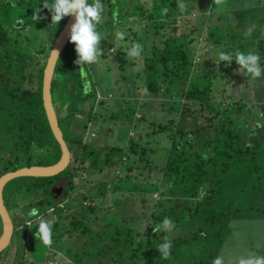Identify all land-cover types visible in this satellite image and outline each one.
I'll return each mask as SVG.
<instances>
[{
  "label": "trees",
  "instance_id": "16d2710c",
  "mask_svg": "<svg viewBox=\"0 0 264 264\" xmlns=\"http://www.w3.org/2000/svg\"><path fill=\"white\" fill-rule=\"evenodd\" d=\"M123 1L102 0V3L108 6L107 11L112 7L111 14L117 22L125 17L132 24H143L142 35L135 40H140L143 51L147 52L141 53V69L136 77L142 78V85L151 96H179L182 99L178 122L171 119L166 125H154L155 133L165 132L170 140L165 160L158 166L163 182L151 178L140 185L132 181L135 176L130 179L131 182L129 177L123 179L117 176L112 185L102 183L98 194L105 198L109 193L114 204L110 206L105 202L102 216L98 214L93 197L75 191V171L78 169L101 172L105 167L115 166L131 173L136 169L135 164L144 161L146 149L134 138L130 139L128 147L108 149L83 142L88 121L98 118L92 115L97 88L87 86V82L93 81L88 64L83 65L85 74L82 75L74 63L77 59L75 45L68 42L55 67L51 95L63 138L74 146V158L70 159L68 168L55 177H23L8 182L3 189L5 207L8 212L13 210L16 205L14 193H18L35 201L30 209H39L40 215L53 208V214L60 218L63 209L58 207V202H54L50 188L57 179L66 176V191L74 192L73 201L66 206V211H71L70 215L72 213L71 222L64 231H60V226L58 228L59 223L53 222L52 249L66 257L69 264H83L84 260H88V264H212L225 242L231 221L264 216V123L254 130L248 124L249 117L240 120L246 103L231 100L230 92L226 93L228 86L239 82L236 52L247 54L256 50L259 64L264 65V39H246L245 44H241L236 28L226 27L224 30L222 26H215L207 29L204 47L208 48L207 52L212 50L215 57L206 63L213 62L216 66H206L205 70L190 77L195 64L192 49L186 36L177 34L175 26L180 0H153L149 8L152 14L148 18L145 17L149 14L142 0H137L141 3L135 4L129 2L128 5ZM45 3H52V0H0V177L24 167L51 166L61 158V150L53 138L43 109L41 89L50 49L68 16L58 24L51 23V13L43 7ZM37 8L41 19L34 22L32 16ZM160 8L162 10L157 13ZM212 8H216V4ZM255 11L260 12L258 9ZM251 12L253 10L250 9L239 11L238 18ZM135 13L139 23L134 22ZM168 31L170 33H166ZM151 32L161 35L162 48L155 44L146 47L145 42L152 41ZM42 35H45L46 41L41 39ZM241 36L244 40V35ZM111 47L108 45V50L101 47L103 54L99 59H103ZM219 51L232 55L231 64L219 61ZM125 66L121 63L119 67L124 71ZM258 81V89L264 99V78L260 77ZM219 87L222 88L220 94ZM87 102L90 105L85 107ZM57 107L63 109L64 114H59ZM199 119L207 125L203 126ZM190 121L193 125L187 124ZM197 121L200 125L196 124ZM79 128L80 132L77 131ZM246 131L252 138L247 137L243 141L242 138L248 135ZM79 148L82 155L76 153ZM132 158L136 160L131 162ZM73 162L77 164L74 169L71 168ZM126 182L129 183L127 189ZM162 185L169 186L170 196L161 192L149 217L142 211L141 217L147 226L143 233L135 230L133 234L134 228L136 225L139 228L141 222L126 228L116 221L119 216L117 194L139 192L145 203L159 192ZM6 187L10 195L14 194L8 205L4 198ZM74 200H86L85 209L89 214L79 216L76 210L73 211L70 205ZM165 217L173 221L174 228L157 231ZM16 221L21 229L14 231V236L23 239L27 219L17 216ZM37 226L38 223L35 228ZM35 231L33 229V236ZM67 233L73 235L85 249H78L72 255L67 247L58 248L57 240ZM165 237L172 242L168 258L158 251ZM38 242L40 240L36 239L34 244Z\"/></svg>",
  "mask_w": 264,
  "mask_h": 264
},
{
  "label": "rangeland",
  "instance_id": "374dc122",
  "mask_svg": "<svg viewBox=\"0 0 264 264\" xmlns=\"http://www.w3.org/2000/svg\"><path fill=\"white\" fill-rule=\"evenodd\" d=\"M139 1L124 0L123 2L128 5L129 2L133 4L141 3ZM142 1L144 4L143 7L146 8L149 14H146L145 17L148 18L152 14V10L149 8L152 7L154 1ZM213 4H216V8H212ZM107 9L108 6H105L103 20L98 25V31L103 38L100 41V47H104V50H108V45L112 47L103 59L88 64L90 76L93 81L90 80L86 84L90 88L93 85L97 88L95 90L97 94L96 101L92 107V115L98 116V118L97 120L93 118L88 121L87 129L84 130L85 134H83V142L91 143L94 147L101 146L108 149L115 146L128 147L130 139L134 138L135 141L138 140L140 142V145L143 146L144 150L146 149V152L144 154V161L137 164L134 163L136 169L131 173H127L126 170L115 166L111 168L105 167L101 172L96 169L85 171L78 169L75 171V191L85 192L87 195L93 197L95 206L99 209L98 214L100 216L104 213L102 206L105 205V202L106 205L110 204V206H114L109 193H107L105 198L98 194V187L102 183L112 185L116 181L117 176H121L122 178L129 177L128 181L130 182V179L135 176L132 181L140 185L151 178L163 182L158 166H161L165 160V152L166 148L170 145V140L167 139L165 132L161 134L155 133V126L166 125L169 121H172L171 119H176L178 122V111L182 103V99L179 96H176V98H168L166 96L157 98L145 91L142 85V78L136 77V74L141 69L140 62L142 61V57L140 55V57L133 58L127 55V50L131 46L133 39V42H138L142 45L141 41L135 40V38L141 37L143 24L139 23L136 13L134 15V22L139 24H132L125 17H122L121 21L117 22L111 14L112 7L108 11ZM249 9L253 10L251 14L238 18L239 11L244 12L249 11ZM256 9L260 10V12L255 11ZM161 10L162 8L157 9L156 12L158 13ZM233 11L236 13H233ZM177 12L178 16L175 21V26H177L178 30L177 34L186 36V40L189 41L188 45L190 44V49H192L191 55L195 63L193 68L194 72L190 77L205 70L206 66L211 65L212 67L215 65L213 62L206 63V61L211 58L214 59L213 57H215V53L212 50L207 52L208 48L204 47L207 29L215 26H222L224 30H226V27L236 28L241 38L238 35H235V37L242 39L240 40L241 44H245L246 39L254 40L255 38L257 41L264 39V0H180L178 2ZM248 29H251V32L245 35ZM118 31H124L126 33L123 41L116 37ZM170 32L168 31L166 33ZM251 33H254V35ZM242 34L244 35V40L241 36ZM151 35L152 37L150 38L152 41H146V47L155 44L158 48H162L163 38H161V35H154L153 32H151ZM45 38V35L41 36L43 41H46L44 40ZM142 52L145 54L147 50ZM252 52L257 53L256 50ZM121 63L126 64L124 71L119 67ZM259 65L262 69L260 77L264 78V65ZM220 73L224 74L222 71ZM238 73L239 82H235L234 86H228L226 93L230 92L232 95L231 100H242L246 103L244 117L241 116L242 118L240 117V120L249 117V126L254 130H258L262 122L264 123V99L258 89L260 84L258 79L260 77H254L252 79L251 77L253 76L248 74L244 69L238 70ZM218 91L220 94L222 88L219 87ZM89 105L90 103L87 102L85 107ZM57 111L61 115L64 114V110H61L59 107H57ZM199 122L203 126L207 125L202 119H199ZM199 122L197 121L196 124L200 125ZM187 124L193 125L192 121ZM77 131L80 132V128ZM246 132L248 135L242 138L243 141L247 137L252 138V135L248 131ZM138 137L140 139H137ZM246 142L248 143V140ZM76 153L82 155L81 149H77ZM71 158H74V154ZM134 160L136 158H132L131 162H134ZM145 164L147 166L143 169L142 167ZM76 165L73 162L71 168H76ZM67 180L68 178L66 176H63L60 180L63 189L61 193L58 195L50 193L54 196V202H58V207L63 209L60 218L53 214V208L47 210L45 215H41L51 224L53 222L59 223L58 228L60 226V231L69 228L68 224L71 222L72 215V213L71 215L69 214L71 211H66V206L69 205V201H73L71 197L74 194L72 191H66L65 186ZM127 187H129V183L126 182L125 188L127 189ZM9 192L8 187H6L4 198L7 205L13 199L11 197H14V194L16 195V200H14L16 205L10 212L16 214L18 217L28 215L24 211H28L33 207L32 204L35 201L18 193L10 195ZM161 192H164L166 196H170L169 186L165 187L162 185V188L157 194L149 198L146 196L148 199L144 201L145 203L142 202L143 195L139 192L117 194L116 208L118 209L117 214L119 216L116 221L122 223L126 228L130 224L141 222L142 225H139V228L136 225L133 234L135 230L143 233L147 226L142 220L141 213L145 211L147 216H150L151 209L155 205L154 203L158 201ZM66 196L67 198L65 199ZM85 203L86 200H74L70 206L73 211H77L79 216H83L84 214L88 215L89 213L85 209ZM38 208L43 209V207ZM135 216L136 218L133 219ZM26 219L28 223L24 231V238L16 245L14 242L15 237L12 239L9 246L0 253V264H18L19 262H22L21 264H69L70 261L66 257L53 251L52 245L54 243L50 246L44 245L41 241L34 244L36 239L32 235V232L33 229L36 230V223L39 222V219L38 217L36 219L35 217H30L28 220L27 216ZM57 242L59 245L58 248L65 246L71 250L72 255L78 249H85V246L80 245L73 235L69 233L63 234ZM250 254L264 256V216L258 218H239L231 221L228 227L227 237L218 255L223 257L224 264H235V261L239 257ZM88 262V260L82 261L83 264H88Z\"/></svg>",
  "mask_w": 264,
  "mask_h": 264
},
{
  "label": "clouds",
  "instance_id": "9594fccd",
  "mask_svg": "<svg viewBox=\"0 0 264 264\" xmlns=\"http://www.w3.org/2000/svg\"><path fill=\"white\" fill-rule=\"evenodd\" d=\"M45 9H48L51 13V23L56 22L57 24L69 15L74 16L75 22L71 25L70 36L68 42L75 45V53L77 59L74 63L78 66L81 74L84 75L83 65L95 63L99 60V57L103 54L102 48L100 47V41L103 40L101 33L98 31V25L103 20L104 4L102 0H52V3L43 4ZM165 12L167 9L164 10ZM39 9L37 8L33 12L32 20L35 22L41 17L38 15ZM251 29L246 31V35L250 33ZM126 33L124 31H118L116 37L123 41L125 39ZM143 51V46L138 42H132L131 46L127 50V55L129 57H140ZM55 54L56 59H58V53ZM218 59L221 62H227L231 64L233 57L232 55L224 52H218ZM259 54L254 52H244L237 51L235 54V62L239 65V71L241 69L246 70V72L253 77H260L262 74V69L259 65ZM219 65V64H217ZM30 217H38L39 222L34 233V237L40 240L44 245L50 246L53 243L52 239V224L40 215L39 209L32 208L28 212ZM161 228L166 230H171L174 228L173 221L165 217L162 224L157 227V231ZM172 247V242L168 237L164 238L158 251L163 255L164 258H168L170 255ZM212 264H224L223 257L217 256ZM235 264H264V256H257L250 254L248 256H241L236 261Z\"/></svg>",
  "mask_w": 264,
  "mask_h": 264
},
{
  "label": "water",
  "instance_id": "95a60500",
  "mask_svg": "<svg viewBox=\"0 0 264 264\" xmlns=\"http://www.w3.org/2000/svg\"><path fill=\"white\" fill-rule=\"evenodd\" d=\"M75 22L74 16L69 15L66 20L63 28L55 39L48 58L46 60L45 68L43 70V78H42V89H41V98L43 109L47 118V122L51 133L53 135L54 140L59 145L61 150V158L60 160L51 165V166H32V167H24L13 172L6 173L0 177V253L5 250L8 246L12 233H13V225L10 215L7 212V209L4 205L3 201V189L11 180L23 177H33V178H50L55 177L62 173L64 170L68 168L70 163L71 155L68 145L66 144L63 133L58 125V120L56 116V111L54 109V105L52 102L51 95V82L54 75L55 67L57 61L68 43L70 36V28L71 25ZM52 52L58 53V59ZM63 191L62 188H56L53 186L51 188V193H55L58 195Z\"/></svg>",
  "mask_w": 264,
  "mask_h": 264
},
{
  "label": "flooded vegetation",
  "instance_id": "af4514ba",
  "mask_svg": "<svg viewBox=\"0 0 264 264\" xmlns=\"http://www.w3.org/2000/svg\"><path fill=\"white\" fill-rule=\"evenodd\" d=\"M9 2V0H5V2ZM20 24V23H19ZM56 116H57V114H56ZM57 120H58V116H57ZM59 122V121H58ZM58 125H59V123H58ZM63 133V132H62ZM66 144L68 145V148H69V150H70V155H72V157H73V154H74V146H72L71 144H70V142L67 140L66 141ZM63 177V176H62ZM62 177H60L59 179H57L56 181H55V183H54V185H52L51 186V188L53 187V186H56V188H62L61 187V182H60V180L62 179ZM51 188H50V193H51ZM65 188H66V186H65ZM64 188V189H65ZM53 196V195H52ZM54 197V196H53ZM54 199V198H53ZM5 205V204H4ZM7 212H8V210H7ZM24 212H26V211H24ZM8 214L10 215V218H11V220H12V225H13V233H12V236H11V239H10V242L12 241V239H14V231H16V230H19V229H21V227L20 226H18L17 227V221H16V214H13V213H11V212H8ZM26 216H27V218L29 217L28 215H25V216H22V218L23 219H26ZM37 217H35V219H36ZM28 223V222H27ZM20 240H22V238H16L15 237V245L17 244V243H19L20 242ZM9 242V243H10ZM8 246H9V244H8Z\"/></svg>",
  "mask_w": 264,
  "mask_h": 264
}]
</instances>
